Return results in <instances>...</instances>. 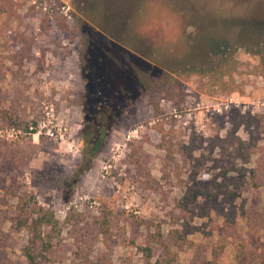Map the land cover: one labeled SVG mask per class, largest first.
Returning <instances> with one entry per match:
<instances>
[{
	"label": "rangeland",
	"instance_id": "374dc122",
	"mask_svg": "<svg viewBox=\"0 0 264 264\" xmlns=\"http://www.w3.org/2000/svg\"><path fill=\"white\" fill-rule=\"evenodd\" d=\"M230 52L256 68L235 91L177 74ZM0 59V264H26L11 185L59 221L51 264H149L136 242L150 264H264V0H0ZM164 71L157 108L136 98ZM118 88L134 99L73 183L84 113Z\"/></svg>",
	"mask_w": 264,
	"mask_h": 264
},
{
	"label": "trees",
	"instance_id": "16d2710c",
	"mask_svg": "<svg viewBox=\"0 0 264 264\" xmlns=\"http://www.w3.org/2000/svg\"><path fill=\"white\" fill-rule=\"evenodd\" d=\"M3 11V9H2ZM256 24V25H255ZM259 28L257 23L249 22L244 27L245 34ZM26 51L30 53L31 42L26 43ZM25 58V55L23 59ZM30 56L26 57V60ZM1 65L4 66L3 60L0 59ZM254 66L243 65L239 60L230 54H226L220 60L213 64L198 66H187L177 72L178 75L191 76L197 74L202 78L206 77L205 84L211 86L212 90L217 89L220 93H229L235 91L240 85L235 83L233 76L238 74L241 76V81L245 80L249 74L256 71ZM173 74L166 71L162 72L158 77L146 80L140 87H138V95L136 98H141L144 95L149 96V102L153 108H157L158 103L156 98L161 93L167 94L172 89ZM106 89L98 90L97 97L99 101L94 103L93 110H86L84 113L88 115L85 118V127L82 129V161L76 166L71 180L76 182L84 172H86L92 165V161L97 157L101 147L105 143L110 130L114 127L115 122L120 114H123L127 109V103H132L134 99L132 93L120 90L118 92ZM102 93V94H101ZM115 94V96H114ZM117 95V96H116ZM109 97V98H108ZM126 98V99H123ZM124 100H128L125 101ZM183 99L180 100V102ZM215 123L220 129L224 122L221 116H216ZM30 133H34L31 129ZM163 133V131H162ZM163 138V135H162ZM189 154H192L194 149L189 148ZM11 195L17 199L18 216L14 218V226L17 228L25 229L27 233V240L22 246V255L25 258L26 264H51L50 256L52 255V244L49 241L50 237L59 224V221L54 218L51 211L45 209L42 205L38 204L32 195L21 194L15 191L11 185L9 188ZM6 190V189H5ZM8 191V190H7ZM137 249L143 252L145 259L150 264L152 258V248L149 244L143 245L142 243H135Z\"/></svg>",
	"mask_w": 264,
	"mask_h": 264
},
{
	"label": "built area",
	"instance_id": "2783aa9c",
	"mask_svg": "<svg viewBox=\"0 0 264 264\" xmlns=\"http://www.w3.org/2000/svg\"><path fill=\"white\" fill-rule=\"evenodd\" d=\"M137 132H138V129L137 128H134V129H132L131 131H129L128 132V134H127V139H130L131 137H133V136H137ZM62 137V136H61ZM69 148L70 149H72V146L71 145H69Z\"/></svg>",
	"mask_w": 264,
	"mask_h": 264
}]
</instances>
